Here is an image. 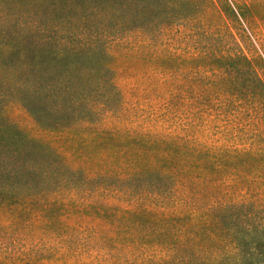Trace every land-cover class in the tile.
I'll list each match as a JSON object with an SVG mask.
<instances>
[{
	"label": "trees",
	"instance_id": "1",
	"mask_svg": "<svg viewBox=\"0 0 264 264\" xmlns=\"http://www.w3.org/2000/svg\"><path fill=\"white\" fill-rule=\"evenodd\" d=\"M191 7L183 23L110 41L113 60L144 74L126 71L143 79L132 107L102 106L98 126L81 130L84 142L109 141L108 160L92 154L73 165L0 122V206L26 205L48 228L57 214L61 239L45 254L0 250V264H264V206L248 195L264 171V0ZM138 94L161 111L151 128L126 127L139 116ZM25 107L44 131L70 127L39 104ZM70 215L74 227L62 220Z\"/></svg>",
	"mask_w": 264,
	"mask_h": 264
},
{
	"label": "rangeland",
	"instance_id": "2",
	"mask_svg": "<svg viewBox=\"0 0 264 264\" xmlns=\"http://www.w3.org/2000/svg\"><path fill=\"white\" fill-rule=\"evenodd\" d=\"M192 13L191 0H0V122L49 142L73 165H83L92 154L108 160L113 152L109 141L91 136L84 142L79 138L81 130L88 127L89 132L98 126L101 119L95 111L102 106L118 111L127 102L132 107L137 81L143 79L126 75L144 74L127 71L131 62L113 60L110 41L136 30L156 34L185 22ZM152 75L150 71L145 74L146 78ZM117 79L123 99L114 89ZM136 101L139 116L127 118L126 127L151 128L158 122L159 107L145 103L140 94ZM25 104L45 107L69 129L61 135L42 130ZM260 159L255 165L262 164ZM86 167L95 170L97 163ZM248 195L264 206V171L253 175ZM16 207L0 206L2 252L10 256L45 254L49 247L56 250L61 246L57 214H51L53 224L48 228L37 211L26 205ZM74 216L62 220L74 227Z\"/></svg>",
	"mask_w": 264,
	"mask_h": 264
}]
</instances>
